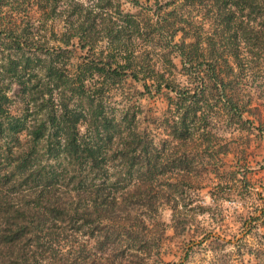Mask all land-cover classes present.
<instances>
[{
	"label": "trees",
	"instance_id": "1",
	"mask_svg": "<svg viewBox=\"0 0 264 264\" xmlns=\"http://www.w3.org/2000/svg\"><path fill=\"white\" fill-rule=\"evenodd\" d=\"M125 1L139 5V0ZM156 1L155 9L149 8L153 18L125 14L116 1L115 21L108 12L113 0H0V264H89L91 251L80 237L94 239L101 252L112 245L116 260L130 250L138 260L127 264H137L142 254L159 249L146 218L163 226L161 210L173 200V224H187L188 216L178 210L179 185L170 184L168 176L178 180L194 172V148L171 152L152 143L137 131L134 115L121 113L112 87L130 77L143 81L145 89L150 81L157 92L169 90L175 97L170 118L163 121L168 135L186 142L199 132L210 142L205 126L212 105L206 90L214 89L219 103L240 120L242 102L227 93L218 63L203 59L241 58L240 46L229 40L236 32L252 37L256 20L264 26V0H215V26L204 34L194 28V36L205 41H181L176 48L185 71L193 67L192 83L204 80L205 65V79L212 84L201 81L184 90L160 75L148 58H135L133 50L142 46L130 38L145 42L152 35L171 36L180 25L186 31L182 25H191L190 8L200 1ZM94 40L104 41L114 54L98 56ZM75 54L82 61L69 73ZM14 98L20 104L15 115L10 112ZM263 217L261 210L255 220ZM118 221H125L121 250L116 249L120 234L113 230Z\"/></svg>",
	"mask_w": 264,
	"mask_h": 264
},
{
	"label": "rangeland",
	"instance_id": "2",
	"mask_svg": "<svg viewBox=\"0 0 264 264\" xmlns=\"http://www.w3.org/2000/svg\"><path fill=\"white\" fill-rule=\"evenodd\" d=\"M77 1L85 3L87 0ZM116 1L122 5L123 13L134 15L142 12L147 18L152 17V9H155L157 2L139 0V5L134 6L128 0H113L114 7L108 12L115 21L118 20ZM158 1L161 4L166 2ZM199 1V7L190 8L193 15L191 25H182L186 31H181L180 25L171 36L162 38L152 35L145 42L135 36L130 38L132 44L139 43L142 46L139 51L132 49L134 57L148 58L156 71L177 89H192L194 84L201 81L207 85L212 84L205 79V75L209 74L205 65L201 68L206 72L200 73L205 77L204 80L193 84V67L190 71H185L176 51L181 41H205L203 37L198 39L194 36V28L197 26L202 34L215 26L214 20L218 19L215 0ZM255 17L258 18L259 13L255 12ZM259 22L260 20H256L254 28H251L254 31L252 37L247 38L248 35L236 32L229 40L240 46L238 51H242L241 58L203 59V62L218 63L216 67L219 76L228 83L227 93H232V98L242 102L240 120L234 115V111L219 103V96L214 89L206 90V98L209 105H212V109L207 112L209 124L205 126L212 138L210 142L203 141V133L199 132H195L193 139H187L186 142L173 140L168 135L163 121L170 118V99L175 97L169 90L157 92L155 84L150 81L146 83L145 89L143 81L137 82L130 77H124L112 87L113 100L116 99L120 104L121 113L126 110L129 116L134 115L136 129L140 134L146 133L148 136H145L155 145L165 144L171 152H181L190 147L194 148L193 154H197L193 156L197 164L194 165L192 174L184 173L178 180L175 174L168 176L170 184L177 182L179 185L178 194L183 199L178 200V210L188 216L187 224L183 227L173 224L170 208L173 200L161 210L158 219L163 222V226L146 218L152 237L158 240L156 245L158 244L159 249H153L150 256H144L146 252L142 254V259L137 264H264V217L259 221L255 220L260 211H264V26ZM45 36L50 39L49 33ZM94 41L97 43L95 48L98 56L102 54L104 57L110 52L111 48L104 41ZM223 44L230 48L226 41ZM200 46L206 48L204 44ZM164 55L172 60V65L164 63ZM257 55L259 58H256ZM81 61L78 54H75L67 65L69 73H74ZM19 108V101L14 98L10 112L15 115ZM188 202L187 208L184 207L183 204ZM118 206L126 209L124 205L118 204L116 207ZM197 206H201L203 210L200 212ZM124 223L125 221H118L113 229L120 234L116 240H120L116 245L119 250L125 242V233L121 229ZM182 228L184 230L180 231ZM116 232L111 233V240H114ZM79 242H84L86 250L91 251L87 254L91 259L89 264H112L111 260L114 264H127L138 260L130 250L120 254L116 260L112 255V245L109 244L101 252L97 250L95 240L88 237H80Z\"/></svg>",
	"mask_w": 264,
	"mask_h": 264
}]
</instances>
